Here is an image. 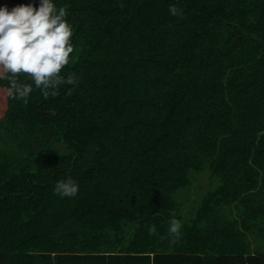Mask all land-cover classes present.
I'll return each mask as SVG.
<instances>
[{
  "label": "trees",
  "instance_id": "trees-1",
  "mask_svg": "<svg viewBox=\"0 0 264 264\" xmlns=\"http://www.w3.org/2000/svg\"><path fill=\"white\" fill-rule=\"evenodd\" d=\"M52 2L72 30L60 77L78 83L45 98L20 73L25 103L0 71V264H264V0ZM69 177L77 194H54Z\"/></svg>",
  "mask_w": 264,
  "mask_h": 264
},
{
  "label": "clouds",
  "instance_id": "clouds-1",
  "mask_svg": "<svg viewBox=\"0 0 264 264\" xmlns=\"http://www.w3.org/2000/svg\"><path fill=\"white\" fill-rule=\"evenodd\" d=\"M169 12L182 15L175 5L169 6ZM64 17V9L57 10L52 0H41L38 9L31 5L17 6L11 11L7 7L0 8V71L11 74L7 77L14 88L10 96L27 103L33 90L27 84L17 85L15 78L20 73L31 77L45 98L57 95L60 84L78 83L73 76L60 77L61 69L73 52L69 43L72 30ZM77 192L78 185L70 177L57 181L54 187V194L61 198L74 197ZM168 234L179 238L176 221L171 222Z\"/></svg>",
  "mask_w": 264,
  "mask_h": 264
},
{
  "label": "crops",
  "instance_id": "crops-1",
  "mask_svg": "<svg viewBox=\"0 0 264 264\" xmlns=\"http://www.w3.org/2000/svg\"><path fill=\"white\" fill-rule=\"evenodd\" d=\"M146 253L136 255L135 253H115L114 255L92 254V255H65L63 260L66 264H228L234 258H227L225 262L220 258H208L199 261L193 259V255L174 256V255H154L151 250ZM234 261V260H233ZM63 264V263H61Z\"/></svg>",
  "mask_w": 264,
  "mask_h": 264
},
{
  "label": "rangeland",
  "instance_id": "rangeland-1",
  "mask_svg": "<svg viewBox=\"0 0 264 264\" xmlns=\"http://www.w3.org/2000/svg\"><path fill=\"white\" fill-rule=\"evenodd\" d=\"M188 207V206H187Z\"/></svg>",
  "mask_w": 264,
  "mask_h": 264
}]
</instances>
